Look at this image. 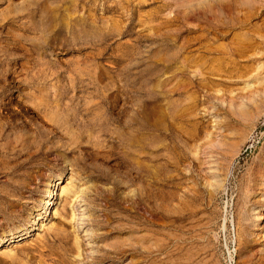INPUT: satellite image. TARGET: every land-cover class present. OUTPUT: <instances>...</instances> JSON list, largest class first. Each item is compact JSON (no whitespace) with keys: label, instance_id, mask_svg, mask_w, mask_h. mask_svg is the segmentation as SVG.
I'll use <instances>...</instances> for the list:
<instances>
[{"label":"rangeland","instance_id":"1","mask_svg":"<svg viewBox=\"0 0 264 264\" xmlns=\"http://www.w3.org/2000/svg\"><path fill=\"white\" fill-rule=\"evenodd\" d=\"M0 264H264V0H0Z\"/></svg>","mask_w":264,"mask_h":264},{"label":"bare ground","instance_id":"2","mask_svg":"<svg viewBox=\"0 0 264 264\" xmlns=\"http://www.w3.org/2000/svg\"><path fill=\"white\" fill-rule=\"evenodd\" d=\"M54 197H55L54 191H51L47 197V205L52 204Z\"/></svg>","mask_w":264,"mask_h":264}]
</instances>
